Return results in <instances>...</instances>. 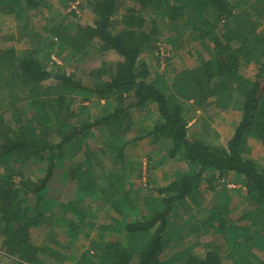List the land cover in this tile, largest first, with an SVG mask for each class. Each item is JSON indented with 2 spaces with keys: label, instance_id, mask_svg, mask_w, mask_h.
Returning <instances> with one entry per match:
<instances>
[{
  "label": "trees",
  "instance_id": "obj_1",
  "mask_svg": "<svg viewBox=\"0 0 264 264\" xmlns=\"http://www.w3.org/2000/svg\"><path fill=\"white\" fill-rule=\"evenodd\" d=\"M8 1L5 6L21 23L18 35L9 39L26 49H0V167L14 169V175L0 174V253L7 257L0 258V264H49V258L63 262L67 257L71 264H223L226 250L231 264H264V255L255 254H264V169L246 156L247 138L264 149V0H130L123 8L122 0H87L91 23L50 21L43 38L29 22V12L47 3ZM70 14L80 19L76 9L71 8ZM160 21L172 30L173 47L183 38L199 47L192 48L193 67L176 71L166 87L150 80L149 69L140 61L144 53L157 49ZM92 40L119 57L99 68L105 77L99 79L100 71L94 69L83 83L60 64L52 62L56 69L47 68L50 51L43 50L50 45L79 57ZM250 65L254 70L247 77ZM75 95L86 100L87 107L99 106L104 99L109 109L88 114L80 103L74 109ZM148 106L156 110L146 134L150 142L167 143L166 155L186 159L193 170L156 189V196L149 199L156 208L138 216L129 192L117 189L109 175L97 172L95 177L86 160L77 164L73 159L81 149L89 151L92 133L101 137L95 147L98 153L109 150L114 161L123 157L128 142L117 145L122 133L131 132L130 112ZM207 106L237 110L224 146L188 136L190 117L185 109L196 112ZM65 159L69 165L63 176L75 181L76 197L59 203L55 213L45 192L53 170ZM28 165H40L39 173L25 175ZM230 173L243 178L245 193L240 195L250 208L231 218L240 202L230 197L219 200L203 222L220 241L205 248L202 256L191 253V247H176L187 235V223L180 221V227L170 219L179 218L180 206L187 200L203 202L201 185L209 184L211 176L217 179ZM85 196L110 205L107 208L116 213L126 208L128 216L114 221L115 240L104 241L101 247L93 242L79 259L58 255L45 247V242L60 245L52 235L56 224L63 225L68 236L75 235L73 218L81 222L86 216L92 225L91 207L84 214L77 208ZM112 226L104 230H114ZM40 227L48 231L35 242L31 230Z\"/></svg>",
  "mask_w": 264,
  "mask_h": 264
},
{
  "label": "rangeland",
  "instance_id": "obj_2",
  "mask_svg": "<svg viewBox=\"0 0 264 264\" xmlns=\"http://www.w3.org/2000/svg\"><path fill=\"white\" fill-rule=\"evenodd\" d=\"M86 1L87 0H43L44 3H47V6L38 4L35 9L33 8L34 10L31 9L29 12L31 17L29 22L34 29L41 34L40 37L42 38L45 36L44 28L50 21L55 23L60 22L63 25L69 23H91L92 14L85 8ZM129 1L130 0H122L121 7L123 8L129 5ZM8 2V0H5V2L0 3V49L7 47H13L18 50L26 49L16 40L11 41L9 39L12 34H14V36L18 35V27L21 23L16 20L15 16L8 10L7 6H5ZM76 5H78L77 8ZM13 6L14 5H12V7ZM71 8L76 9V12L80 16L79 20L70 14ZM121 12L118 16H120ZM65 15H70V17L64 18ZM158 26L160 27V35L158 36L157 49L150 53H144L140 61L144 62L149 69V79H155L158 84L166 87L165 84L170 81V78H172L176 71L193 67L191 65L195 62V56L191 55L193 53L192 48L196 49L199 47L197 44H193L185 38L176 40V45L173 47V37L170 33L172 30L169 31L166 27L164 28L161 21ZM95 44V40L89 42V47H86L84 53L79 57L68 56L67 51H60L56 44L53 46L50 45L48 49L43 47L45 49L43 51H50L48 54L49 58L46 61L47 68L51 70L56 69V65L52 63V59L55 58L58 60L60 67L67 74L81 80L83 83L88 81L89 71L94 69H98L97 72L100 71L98 76L99 79H101L105 76L102 72L103 70H99V68H104L110 63L114 64L118 61L119 57L111 51L100 49L99 46ZM91 45L92 47H90ZM252 70H254V68L250 65L249 68H247V77H249ZM89 83H91V81H89ZM103 100L99 101V106L96 104L91 105L90 103L89 108L87 107L89 103H87L86 100H82L81 97L75 95V104L73 108L75 109L78 107L80 103L88 108L84 113L95 114L100 110L104 111V109H109L106 105L107 101ZM185 110L186 116L190 117L188 121L193 122L191 126H188V136L190 138L203 140L207 145H225L237 110H234L232 107H226L225 111H217L215 108L209 109V106L203 107L196 112H193V109L191 110L190 108H186ZM6 116L8 117V115ZM130 116L132 118V124H130L131 132L128 134L122 133L118 141L119 144L117 145L119 146L128 142L123 150V157L117 158L114 161L111 158L112 156L109 155L111 154L109 150L104 151V153H98L95 147L100 143L101 137H99L97 133H92V136H94H91V138L87 140L89 151L85 153L86 149H81L80 154L76 156L73 161L74 163L80 164L86 160L91 173L94 174L95 177L97 172L101 175H109L115 182L117 189L122 188L133 196V201L137 206H135V215L142 216V214H147L148 211L152 210V207L156 208V204L149 201V199L156 196V189L163 188L169 183L179 179L182 175L193 170V167L190 166L186 159L180 156H176L174 159L169 158L166 155L167 143L161 142L152 144L150 142L151 137L146 134L149 131L150 125L156 120V110L154 106H148L140 111L132 110ZM103 138L106 139V136ZM246 145V156L256 163L258 167L264 169V149L260 142L252 138H247ZM64 152L67 154L66 151ZM32 165L25 167V175L30 174L31 176L35 173H39L38 168L40 165L36 166L37 169ZM68 165L69 161L67 159L62 161L61 167L53 170L52 176L47 184L45 199L51 201V208L55 213L60 210L58 207L59 203H67L74 199V196L76 197L75 181L63 176V169L67 168ZM86 171L90 174L89 170ZM6 172H10L14 175V169L6 168L2 170L0 167V174ZM214 178L211 176L209 184L206 182L207 184L203 183L201 185V189L204 191L201 193L203 199L201 204L195 200H187L185 204L180 206V216H176L179 218L170 219L172 223L175 221L174 224L180 227L183 226L182 223H187V235L175 246L178 248L191 247V253L194 252L201 256L205 248H208L215 243V241H220V236L214 235L212 230L209 229L208 222H203L207 218L209 209L217 206L219 200H226L228 197L233 199L236 198L241 204L238 207L237 213H234L231 218L239 216L243 211L245 212L246 208H250V206H247V203H244V197L242 199V195L244 194L240 195L241 192L245 193L243 178L240 175L232 173L222 175L217 179ZM15 179L17 181V178ZM98 183L99 179L96 181V184ZM112 191L113 189L111 193ZM83 201H81L80 205L77 207L79 208L78 211L84 214V212L86 213L89 207H91V215H94V220H91L92 225L89 226V224H87L89 219H87L86 216L83 217L81 222L73 218L72 225L74 226L75 235L71 233L68 236V232H66L63 225L59 227L60 223L56 224L58 227L53 228L52 235L55 241L60 245L45 242V247L50 248L58 255H63V257H67L66 255L70 254L69 256L79 259L93 242L97 244V247H101L100 245H103L104 241H113L118 237V235H116L118 228L114 225V221L126 219V215L128 216L127 209L122 208L123 210L121 213H116L112 208H107L110 205H101L104 202L94 201L93 198L89 199L87 196H85ZM173 211L175 212L176 210ZM66 218H71V216L67 215ZM177 220H179V222ZM180 221L184 222L181 223ZM209 223L211 224V222ZM107 225H113L112 227L114 230L106 232L104 227ZM46 231H48L46 227L35 228L31 230V236L35 242L39 240L42 241ZM171 233L177 232L172 231ZM171 244L173 243L171 242ZM65 247H68L69 250H66ZM173 251L174 250H171V252ZM226 252L222 257L223 264H231V259L228 257L229 251L226 250ZM254 252L255 250L253 253ZM255 254L259 258L264 255L258 251H256ZM50 255L52 254L48 253V256L52 257ZM0 258L4 261L7 259V257L1 255V253ZM68 258L69 257L64 259L63 262L55 261L54 258L52 260L49 258L47 261H49V264H71Z\"/></svg>",
  "mask_w": 264,
  "mask_h": 264
},
{
  "label": "built area",
  "instance_id": "obj_3",
  "mask_svg": "<svg viewBox=\"0 0 264 264\" xmlns=\"http://www.w3.org/2000/svg\"><path fill=\"white\" fill-rule=\"evenodd\" d=\"M51 58H53V57H51ZM52 60H53V62L59 64L58 60H56L55 58H53Z\"/></svg>",
  "mask_w": 264,
  "mask_h": 264
},
{
  "label": "crops",
  "instance_id": "obj_4",
  "mask_svg": "<svg viewBox=\"0 0 264 264\" xmlns=\"http://www.w3.org/2000/svg\"><path fill=\"white\" fill-rule=\"evenodd\" d=\"M192 123H193V122H189V125H188V126H191ZM229 134H230V133H229ZM229 134H228V135H229ZM230 174H232V173H230Z\"/></svg>",
  "mask_w": 264,
  "mask_h": 264
}]
</instances>
